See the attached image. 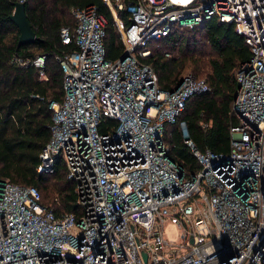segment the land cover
<instances>
[{
    "label": "built area",
    "instance_id": "obj_1",
    "mask_svg": "<svg viewBox=\"0 0 264 264\" xmlns=\"http://www.w3.org/2000/svg\"><path fill=\"white\" fill-rule=\"evenodd\" d=\"M105 2L127 55L105 57L104 18L93 5L71 9L74 25L59 35L75 49L54 55L63 98L49 102L37 166L51 173L62 163L76 212L56 214L36 186L0 179V264H264V0ZM210 17L233 23L250 59L235 74L228 151H200L181 124L199 165L188 173L169 155L165 124L210 86L189 72L162 90L141 58L151 41ZM44 59L21 64L42 68ZM166 222L177 226V241L163 234ZM226 243L233 254L221 260Z\"/></svg>",
    "mask_w": 264,
    "mask_h": 264
},
{
    "label": "trees",
    "instance_id": "obj_2",
    "mask_svg": "<svg viewBox=\"0 0 264 264\" xmlns=\"http://www.w3.org/2000/svg\"><path fill=\"white\" fill-rule=\"evenodd\" d=\"M16 1L24 2L26 18L35 32L30 43H18V28L9 18ZM90 5L104 18L105 57L115 60L123 45L105 0H0V179L36 186L42 203L52 202L56 214L75 213L76 203L72 183L65 178L60 161H55L51 173L37 171L39 153L50 136L49 102L63 98L62 73L54 55L75 49L74 42L61 41L60 29L74 25L71 9ZM117 15L128 22L125 11L117 10ZM147 47L150 54L141 60L153 68L160 89H174L189 72L204 77L210 86V90L195 93L186 101L174 123L165 124L170 157L194 173L199 165L183 141L181 124L200 151H228L230 127L238 123L232 107L237 90L235 74L250 59V50L233 23L215 17L194 28L172 30ZM38 55H45L42 68L21 64ZM40 69L46 79L39 78ZM108 123L114 124L111 120Z\"/></svg>",
    "mask_w": 264,
    "mask_h": 264
},
{
    "label": "water",
    "instance_id": "obj_3",
    "mask_svg": "<svg viewBox=\"0 0 264 264\" xmlns=\"http://www.w3.org/2000/svg\"><path fill=\"white\" fill-rule=\"evenodd\" d=\"M10 20L17 26L19 34H18V43L25 44L30 43L35 38V32L30 26L24 9V2L23 1H16L14 2L13 12L9 16ZM127 55L126 52H123L120 55V60H122ZM181 81V80H180ZM236 95V94H235ZM224 257H221V260H227L228 258L232 257V251L230 250L229 246H223ZM143 257H146V254L142 253Z\"/></svg>",
    "mask_w": 264,
    "mask_h": 264
},
{
    "label": "rangeland",
    "instance_id": "obj_4",
    "mask_svg": "<svg viewBox=\"0 0 264 264\" xmlns=\"http://www.w3.org/2000/svg\"><path fill=\"white\" fill-rule=\"evenodd\" d=\"M172 52V51H171ZM172 55H175L176 53L173 52L171 53ZM205 66V65H204ZM44 198L46 197L44 195V193H42ZM43 198V199H44ZM46 199V198H45ZM47 200V199H46ZM163 234L168 238V239H173V240H178V235H179V232H178V228L175 224H172L170 222H166L164 225H163Z\"/></svg>",
    "mask_w": 264,
    "mask_h": 264
},
{
    "label": "bare ground",
    "instance_id": "obj_5",
    "mask_svg": "<svg viewBox=\"0 0 264 264\" xmlns=\"http://www.w3.org/2000/svg\"><path fill=\"white\" fill-rule=\"evenodd\" d=\"M185 1V0H184Z\"/></svg>",
    "mask_w": 264,
    "mask_h": 264
}]
</instances>
